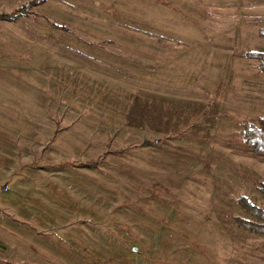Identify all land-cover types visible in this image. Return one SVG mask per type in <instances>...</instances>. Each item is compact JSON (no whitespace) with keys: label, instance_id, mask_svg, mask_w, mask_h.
<instances>
[{"label":"rangeland","instance_id":"1","mask_svg":"<svg viewBox=\"0 0 264 264\" xmlns=\"http://www.w3.org/2000/svg\"><path fill=\"white\" fill-rule=\"evenodd\" d=\"M32 0H0V16ZM63 26V27H62ZM264 0H45L0 17V264H264Z\"/></svg>","mask_w":264,"mask_h":264},{"label":"trees","instance_id":"2","mask_svg":"<svg viewBox=\"0 0 264 264\" xmlns=\"http://www.w3.org/2000/svg\"><path fill=\"white\" fill-rule=\"evenodd\" d=\"M45 0H32L20 8L9 14H3L0 17L5 19H16L21 15L28 12V9L35 4L44 3ZM63 27V26H62ZM248 56L256 58L260 63V69L264 72V53L262 52H250ZM242 139L249 145L254 147V151L264 152V121L261 120L260 124L247 126L241 131ZM261 190L264 192V183L262 184ZM238 203L251 215L259 219L260 222L251 221L241 217H234L235 223L243 228L249 229L255 233L264 234V209L254 203H252L247 197L240 196Z\"/></svg>","mask_w":264,"mask_h":264}]
</instances>
